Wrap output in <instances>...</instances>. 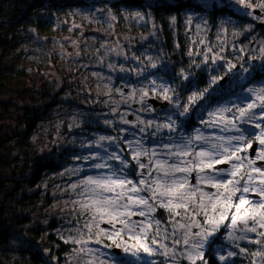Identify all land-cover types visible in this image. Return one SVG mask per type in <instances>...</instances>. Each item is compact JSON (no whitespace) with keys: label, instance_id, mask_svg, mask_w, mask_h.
<instances>
[{"label":"snow or ice","instance_id":"6c2138e0","mask_svg":"<svg viewBox=\"0 0 264 264\" xmlns=\"http://www.w3.org/2000/svg\"><path fill=\"white\" fill-rule=\"evenodd\" d=\"M240 3L252 6L245 0ZM259 7L264 9V2ZM137 19L146 22L139 13ZM193 21L189 16L186 28L195 29L199 43L197 51L189 50L187 55L202 56V60L192 59L189 68L200 69L204 75L207 67L205 87L184 68L167 80L149 72V68L170 71V62L163 56L156 57L158 62L146 56L141 63V57L127 56L122 46L100 45L105 53L98 63H105L109 53L137 61L136 69L112 62L106 67L143 76L146 82L133 85L121 76L122 83L113 90L111 75L93 73L106 81L102 94L113 118L102 123L115 134L81 140L80 148L87 154L72 155V166L59 173L67 179L55 185L52 193L62 201L53 205L64 222L56 234L64 243L78 246L74 253L79 264H141L145 256L158 259H144L143 264H209L206 250H212L222 232L224 243L214 253L219 264H237L238 258L264 264V86L242 89L235 99L220 103L221 81L237 67L221 54L228 43V29L223 22L217 28L220 52H214L207 39L211 26L203 19ZM252 28H234L232 39ZM232 47L246 50L237 49L235 43ZM252 59L264 60V42ZM218 61H225L219 64L225 68L224 76L211 74ZM240 71L248 69L241 64ZM114 93L119 100L112 98ZM149 98L166 102V108H155ZM121 104L128 107L121 111ZM133 104L140 107L132 108ZM129 115L134 119H128ZM193 116L199 126L188 131L185 124L190 126ZM73 127H80L75 117L69 125ZM69 143L74 145L76 140ZM254 143L258 147L250 155ZM241 242L254 245L255 250L248 251ZM116 250L129 259H118Z\"/></svg>","mask_w":264,"mask_h":264},{"label":"trees","instance_id":"16d2710c","mask_svg":"<svg viewBox=\"0 0 264 264\" xmlns=\"http://www.w3.org/2000/svg\"><path fill=\"white\" fill-rule=\"evenodd\" d=\"M96 7L112 9L117 15L122 10H136L155 18L161 27V33L159 42L150 54L154 62H158V55L165 57V62H170V71L165 73L154 69L152 73L165 80L184 68L195 73L200 84L206 85L203 80L206 74H199L200 69L195 67L189 68L192 59L199 61L197 56L190 58L187 55L189 50L195 53L198 45L197 42H192L191 32L186 28V20L190 14L205 18L211 26V32L208 33L211 37H216V30L222 22L228 29L227 35L234 28L239 30L251 24L254 25V30L264 32L258 27L259 22L238 12L230 0H210L207 3L201 0H0V48L6 56L27 54V50L20 48V44L33 38L30 31L51 38L67 30V26L59 21L69 16L70 12ZM254 13L261 16V13ZM242 40L246 41V36ZM151 47L152 45L149 48L152 49ZM238 54L234 55L240 61L242 57ZM226 55L231 56L228 52ZM141 59L144 62L145 59ZM37 65L38 68L41 66L39 63ZM222 71L223 67L217 65L214 76H219ZM27 76V70L22 67L0 64V92L8 81ZM23 89L17 86L14 92L19 95ZM105 99L102 95L101 100L92 101L95 102L94 106L76 100L71 102L74 111L85 117L79 123L80 127L69 128V117L58 110V102L53 99L39 104L33 98L30 103L24 104L21 101L18 103L16 99L5 100L0 97V115L8 113V108L2 103L17 107L14 117L16 122L10 124V130L3 129L5 126L0 123V264H69L68 259L75 254L74 248L78 246L64 243L56 234V230L64 226L61 217L35 215L34 212L50 207L55 202L52 196L56 190L55 185H62L67 179L60 177L59 173L66 166H72V155L85 151L80 148L81 139L93 137L98 131L115 134L112 129L103 125L101 117L97 115L110 107L105 105ZM42 127L48 128V136L39 140L35 137ZM56 131L60 137L51 143L53 132ZM73 139L76 140L74 145L69 143ZM48 142L50 144L47 150H42L43 143ZM45 184L47 188L44 187ZM163 215L161 211L160 216ZM45 220L48 221L47 224L44 223ZM216 240L212 250L205 253L209 264H219L214 255L219 237ZM54 257L58 259L54 260ZM118 259L129 258L120 255ZM237 264H249V260L238 258Z\"/></svg>","mask_w":264,"mask_h":264},{"label":"rangeland","instance_id":"374dc122","mask_svg":"<svg viewBox=\"0 0 264 264\" xmlns=\"http://www.w3.org/2000/svg\"><path fill=\"white\" fill-rule=\"evenodd\" d=\"M201 1L207 3V1L210 0ZM230 1L235 4L238 12H242L244 14L251 12V15L248 16L254 18L255 22L264 21V9L259 7L264 0H245L246 4L252 5L247 8L240 3V0ZM253 9H259L262 11L261 16L255 14L254 11H252ZM101 10L103 11L101 12ZM137 13L144 15L146 17V22H141L137 19ZM113 16L115 17V20L111 19ZM189 16L194 18V23H201V19L205 20L203 16L192 14ZM59 22L66 25L67 30L63 33L53 35L51 38L42 36L39 33L37 34L34 31H30L33 34V38H28L27 42L20 44V48L27 50V54L21 53L20 55L14 54L6 56L3 54L4 51L2 48H0V64L8 63L10 65L22 67L27 70L28 75L26 78L8 81V84L1 87L0 97L5 100L9 98L14 100L16 99L18 103L21 101V103L24 104L30 103L33 98L36 100L35 102L39 104L43 103L45 100L53 99L58 102L59 106L56 105L59 107L58 110L62 113H66L69 117V125L73 122L74 117L76 118V123L79 124L85 116H83L84 114H77L78 111H74V105L70 103L76 100L80 103L94 106L95 102L93 103L92 101H98L97 99L101 100L103 95L102 93L105 91L103 85L106 81L98 79V77L94 76L93 73H101L104 76L111 75L113 77V90L122 83L120 79L121 76L125 77L123 82L131 83L133 85H137L140 81H144L143 76L137 78L131 72H113L106 67V63L112 62L117 66L122 64L125 68L136 69L140 66L137 61L131 59L126 60L123 56L109 53L104 57L105 63H98L100 54L105 53V49L100 48V45L104 44L111 47L122 46V50L127 56L130 57L135 54L136 56L143 57L145 59L146 56H151L150 53L154 50L153 47H155L156 43L159 42L161 27L155 18L145 13L142 14L136 10H122L121 14L117 15L112 9L103 7H96L90 10L79 9L78 11L70 12L69 16L63 17ZM153 25L156 27L153 28ZM208 25L210 26L209 23ZM251 25L253 26L252 31L245 34L247 39L246 41L242 40L244 36H241L234 41L231 36L232 31L230 32V35L226 34L228 43L224 45V51L221 53L225 57V61H230L237 66L233 69V73L227 75L228 77H231L228 88L230 89L231 86L234 87V89H236V94H240L242 89L246 90L247 88L264 86V78L259 79L261 77L259 75L264 72V60L252 59V57L258 55V49L261 46V43L264 42V32L254 30V25ZM143 27H146L147 30L146 28L143 29ZM153 31L155 32V35H150ZM208 33V43L213 47V51L220 52V45L216 40V37H211ZM190 35L198 44L199 42L196 37L195 29L191 30ZM201 38H203V34H201ZM223 38L224 37H222V39ZM233 43H235L237 49L245 47L246 50L244 52L234 50L232 47ZM151 45L152 49L149 48ZM203 47V45H199V48L203 49ZM98 48L100 49L99 53H97ZM196 51L197 47L195 49V52ZM226 52H228L231 56H227ZM237 52L239 53V56L241 54L242 59L240 61L235 58ZM77 53L80 55L78 56ZM197 57L199 59L197 63H200L202 56ZM225 61H218L217 65L225 63ZM37 63L41 64L39 68ZM241 64H243L244 68L248 69V72L240 71ZM217 65L215 66L216 70ZM205 68L207 69L206 66ZM148 71L152 72L154 69L149 68ZM257 71L259 73H257ZM224 73L225 68H223V71L219 74V76H224ZM234 73H239V75H235ZM131 76L133 79H130ZM17 86L24 88L22 93L19 95L14 92ZM112 98L119 100L120 96L114 93ZM148 103L152 104L149 100ZM2 105H5L8 108V113L0 115V123L2 126H5L3 129H9L10 124L12 125L16 122L14 117L17 112V107L10 103H2ZM152 105L159 109V104ZM127 107V105H120L121 111ZM139 107L140 106L138 104L132 105V108ZM129 111H131V109H129ZM109 112L110 107L105 109L102 113L98 112L97 115L99 118L101 117L102 120L104 118L111 119L113 117L109 114ZM162 114L163 113L161 112V115ZM144 115L145 118H147L148 114ZM128 119L132 120L134 117L132 116L129 118L128 116ZM126 127L130 128L131 126L129 125ZM47 131V127H42V129L37 132L35 138H39V140H43V137L47 138ZM99 134L113 135L107 131H98L95 135ZM59 135V132H53L54 138L51 143H53L55 139H59ZM88 138L91 137H85L83 139ZM44 140L46 141V139ZM81 140L79 141V145ZM49 144L50 142L43 143L42 150H47ZM256 147H258V145H256ZM253 155H255V152ZM54 201L55 202L50 207L36 210L34 212L35 215L47 214L49 217H61L59 209L53 207V205L62 203V201L58 199H55ZM222 236L223 232L218 236L219 242L215 245L216 250L220 244L224 243ZM241 244L250 252L255 250L254 245L247 244L246 242H241ZM90 246L94 247L95 245ZM119 256L120 255H117V258ZM121 256H123V254ZM144 259L158 258H149L146 256L142 257L141 264H143ZM68 262L69 264H79V259L74 254L70 256Z\"/></svg>","mask_w":264,"mask_h":264},{"label":"flooded vegetation","instance_id":"af4514ba","mask_svg":"<svg viewBox=\"0 0 264 264\" xmlns=\"http://www.w3.org/2000/svg\"><path fill=\"white\" fill-rule=\"evenodd\" d=\"M201 73V70L199 71V74ZM215 72H212L211 74L214 75ZM262 73V72H261ZM205 77H203V80L206 82V78H207V69L205 70ZM262 76L259 78H264V72L263 74H261ZM230 80H231V77H228V76H224V79L223 81H221L222 85L224 86V91L222 93V98H220L219 102L220 103H224L226 100H233L235 97L234 94H236V89H234V87L231 86V88L229 89L228 86L230 84ZM200 81V80H199ZM201 87H205L206 85H202L200 84ZM240 86V85H239ZM190 94V92L188 93ZM159 106V109H165L166 108V105H158ZM199 126L198 125V122H197V117L196 116H193L191 118V123H190V126L189 124L186 122L185 124V127L188 131H191L192 128H195ZM251 155V154H250Z\"/></svg>","mask_w":264,"mask_h":264},{"label":"water","instance_id":"95a60500","mask_svg":"<svg viewBox=\"0 0 264 264\" xmlns=\"http://www.w3.org/2000/svg\"><path fill=\"white\" fill-rule=\"evenodd\" d=\"M256 13H261L259 10H257V9H255L254 10ZM258 27L259 28H262V29H264V21H261V22H259L258 23ZM149 101L152 103V104H155V105H158V104H160V105H165V102H163V101H160L159 99H152V98H149ZM132 117V115H129V118H131ZM256 145L257 144H253V149H250V154L251 155H253L254 154V149L256 148ZM117 251V255H122V253L119 251V250H116Z\"/></svg>","mask_w":264,"mask_h":264}]
</instances>
